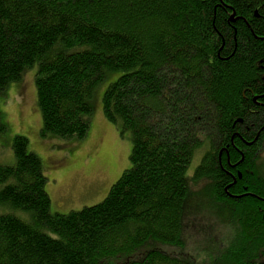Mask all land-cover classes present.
<instances>
[{
    "label": "trees",
    "instance_id": "1",
    "mask_svg": "<svg viewBox=\"0 0 264 264\" xmlns=\"http://www.w3.org/2000/svg\"><path fill=\"white\" fill-rule=\"evenodd\" d=\"M33 66L40 134L78 143L120 73L100 104L129 167L101 202L53 213L15 135L0 264H192L184 219L206 204L232 232L228 264H264V0H0V97Z\"/></svg>",
    "mask_w": 264,
    "mask_h": 264
},
{
    "label": "rangeland",
    "instance_id": "2",
    "mask_svg": "<svg viewBox=\"0 0 264 264\" xmlns=\"http://www.w3.org/2000/svg\"><path fill=\"white\" fill-rule=\"evenodd\" d=\"M35 70L33 66L24 71L21 79L11 83L6 95L0 97V123L6 126V131L0 134V165L14 163L11 140L15 135L23 136L28 141V151L41 160L51 212L66 214L99 203L129 167V133L121 134L119 126L107 122L100 104L103 91L120 73L107 71L102 85L97 86L88 99L92 107L90 131L88 137L78 143L40 134ZM199 161L196 154L188 167L189 176ZM261 165L264 166V161ZM192 189L198 191L199 188ZM210 206L206 204L198 210L188 208V217L184 219L181 236L184 245L179 252L189 255L192 264H228L223 255L231 246L232 232L225 226V217L212 211ZM4 211L0 207V214Z\"/></svg>",
    "mask_w": 264,
    "mask_h": 264
}]
</instances>
